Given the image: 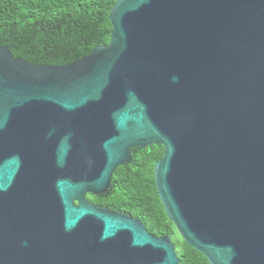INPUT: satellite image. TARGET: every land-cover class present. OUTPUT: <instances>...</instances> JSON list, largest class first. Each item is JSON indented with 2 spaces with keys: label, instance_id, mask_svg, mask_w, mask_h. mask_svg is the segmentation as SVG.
I'll use <instances>...</instances> for the list:
<instances>
[{
  "label": "water",
  "instance_id": "1",
  "mask_svg": "<svg viewBox=\"0 0 264 264\" xmlns=\"http://www.w3.org/2000/svg\"><path fill=\"white\" fill-rule=\"evenodd\" d=\"M64 65L0 45V264H178L168 235L96 206L161 145V205L209 264H264V0H116Z\"/></svg>",
  "mask_w": 264,
  "mask_h": 264
},
{
  "label": "trees",
  "instance_id": "2",
  "mask_svg": "<svg viewBox=\"0 0 264 264\" xmlns=\"http://www.w3.org/2000/svg\"><path fill=\"white\" fill-rule=\"evenodd\" d=\"M116 0H0V45L14 57L44 65H64L108 42L109 11ZM131 161L118 165L110 188L86 199L111 211L139 218L154 236L168 235L178 264H209L177 233L158 198L153 166L161 145L130 149Z\"/></svg>",
  "mask_w": 264,
  "mask_h": 264
},
{
  "label": "flooded vegetation",
  "instance_id": "3",
  "mask_svg": "<svg viewBox=\"0 0 264 264\" xmlns=\"http://www.w3.org/2000/svg\"><path fill=\"white\" fill-rule=\"evenodd\" d=\"M96 206H98V205H96ZM100 207V206H99ZM102 208H104V207H102ZM118 211V210H117Z\"/></svg>",
  "mask_w": 264,
  "mask_h": 264
}]
</instances>
